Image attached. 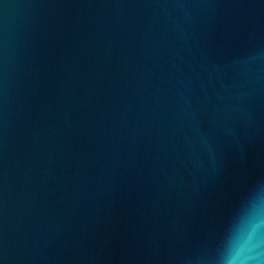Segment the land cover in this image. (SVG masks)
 I'll use <instances>...</instances> for the list:
<instances>
[{"label": "water", "instance_id": "1", "mask_svg": "<svg viewBox=\"0 0 264 264\" xmlns=\"http://www.w3.org/2000/svg\"><path fill=\"white\" fill-rule=\"evenodd\" d=\"M0 264H264V0H0Z\"/></svg>", "mask_w": 264, "mask_h": 264}, {"label": "clouds", "instance_id": "2", "mask_svg": "<svg viewBox=\"0 0 264 264\" xmlns=\"http://www.w3.org/2000/svg\"><path fill=\"white\" fill-rule=\"evenodd\" d=\"M256 252H257L256 249H254V248H250V249H248L247 255L250 256V257L255 258V256H256Z\"/></svg>", "mask_w": 264, "mask_h": 264}]
</instances>
